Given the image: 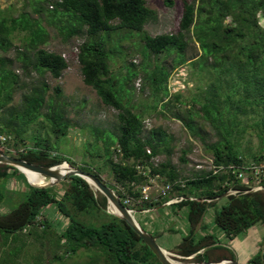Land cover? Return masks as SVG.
I'll list each match as a JSON object with an SVG mask.
<instances>
[{
    "label": "trees",
    "instance_id": "1",
    "mask_svg": "<svg viewBox=\"0 0 264 264\" xmlns=\"http://www.w3.org/2000/svg\"><path fill=\"white\" fill-rule=\"evenodd\" d=\"M164 2L173 6L172 0ZM29 6L36 17L25 10L17 16L6 15L0 8V51L7 53L13 47L15 34H22L24 42V50L17 49L14 58L0 57V137H6V146L10 141L24 145L26 139L33 143L14 152L9 147H0L2 152L40 166L66 160L104 182L99 170L86 165L84 160L78 164L57 153L56 145H52L47 137H26L40 118L56 138L66 137L73 126L65 107L58 102L62 96L61 88L56 87L55 95L48 96L50 88L45 76L59 79L68 63L61 54L41 48L50 40L45 23L53 27L64 42L83 36L77 54L83 83L96 92L105 106L118 111L117 131L90 126L93 139L85 148L91 158L100 159L109 169L115 183H104L120 198L123 190L137 196V187L150 178L156 177L160 184L182 180L171 161L172 137L162 127L146 131L143 117L131 109L129 99L124 102V88L138 73L129 70L128 79L119 83L111 76L110 61L117 51L108 46L111 36L120 31L139 34L146 56L154 58L153 64L143 68L154 109L159 104L162 112H170L194 137H199L203 130L197 119L209 124L214 131L215 141L203 142L212 156V166L219 168L264 161V24L261 23L264 0L185 1L178 32L156 36L144 31L147 23L157 19L156 11L147 7L145 0H29ZM191 42L198 45L200 54L187 58ZM160 56L172 57L171 66L157 61ZM14 60L22 65L25 76H31V73L37 76L27 84L23 83L27 89L17 105H12L20 86L19 77L11 69ZM186 64H190L191 73L201 75L205 84L198 85L197 93L187 98L180 93L170 96L168 79L171 72ZM247 129H256L260 139L259 149L253 154L245 153L243 149V135ZM162 155L164 161L154 164L153 160ZM185 155L186 152L182 162H186ZM245 156L250 157L249 161ZM17 175V169L0 164V182ZM232 179L225 170L215 174L198 171L192 179H185L184 187L174 185V194L158 203H146L140 210L184 197L174 204L177 209L174 213L185 211L188 231L173 252L182 259L192 256L190 261L195 263L234 259V253L216 237L208 233L197 236V229L203 227V215L216 208L214 225L226 238L257 224L262 226L261 248L264 190L246 192L251 187L237 182L224 185ZM61 184L60 197L53 188H36L26 183L24 189L15 191L0 185V206H9L7 212L0 213L1 247L20 240L21 243L14 244L24 248L27 243L23 237L33 236L49 239L55 261L88 251L91 252L88 264H161L126 222L107 213V199L93 186L77 176L69 177ZM229 190L239 193L223 198L224 202L215 200ZM47 204H55L60 216L68 220L63 228L54 229L45 217L41 224L36 222ZM88 212L102 213L107 219L98 225L86 223L79 215ZM149 233L156 240L158 235ZM18 254L19 251L15 257ZM6 255L0 264L13 259L10 250ZM262 260L264 263V253ZM262 260L259 250L248 264H262Z\"/></svg>",
    "mask_w": 264,
    "mask_h": 264
},
{
    "label": "rangeland",
    "instance_id": "2",
    "mask_svg": "<svg viewBox=\"0 0 264 264\" xmlns=\"http://www.w3.org/2000/svg\"><path fill=\"white\" fill-rule=\"evenodd\" d=\"M172 1L173 6L169 7L165 4L164 0H145L146 6L156 11L157 19L147 23L144 26V31L151 36L176 34L178 32L179 22L183 12V3L185 1L190 2L194 0ZM0 8L5 11L6 15L17 16L22 10H25L28 11L32 17H36L31 11L29 0H0ZM261 23L264 24V17L261 18ZM43 24L50 33V40L41 48L49 52L61 54L68 63V68L63 71L59 79H53L48 74L45 76L44 80L50 88L48 96L55 95L56 92L54 89L56 87L61 88L62 96L58 99V102L65 107L66 115L73 126H71L66 137L56 138L47 128L48 124L40 118L37 123L33 124L28 130L26 137H47L52 145H56L55 151H57V153L72 158L78 164H81L84 160L86 165H92L93 169L99 170L104 182L107 184H114L115 182L109 169L103 165L100 159L91 158L85 145L93 139L90 126H98L113 132L117 131L118 111L105 106L96 92L83 83L81 66L77 58L78 47L84 40L83 36L74 37L68 42H64L53 27H49L45 23ZM22 38V34H15L12 38L13 47L7 53L0 51V57L14 58L17 49L23 51L24 42ZM108 48L117 51L115 55L111 57L110 68L111 76L118 83L123 79H128L127 73L129 70H134L138 73L124 88V102H128L129 99L131 109L136 114L143 117L146 131L151 128L162 127L172 137L171 146L173 147V152L171 161L176 166L180 178L185 181V179H192L198 171H209L212 167V156L205 148L203 142L215 141L214 131L209 124L204 123L203 120L197 119L199 124L203 126V130L199 137H194L183 123L175 119L170 112H162L159 104L157 109H154V99L151 95L148 81L144 78L145 72L143 71V68L149 67V64H153L154 58H148L146 56L139 34L135 31L128 32L126 30L120 31L119 34H113ZM199 54L200 50L198 45L191 42L187 58L196 57ZM157 61L170 67L172 64V57L165 58L164 56H160L157 58ZM152 67L153 66L150 67V70ZM11 69L20 79V86L16 89L12 101V105H17L21 100V94L27 89L26 86H23V83L27 84L30 82L31 78L35 79L37 76L35 73H31V76H25L22 65L15 60L11 65ZM201 84H205L201 81V75L199 76L191 73L190 64H186L172 70L168 79V92L170 96L180 93L183 98H187L192 94L195 95L197 93L196 87ZM188 107L189 106H185V108ZM45 111L46 109L43 110V112ZM243 136V149L245 153H256L260 143L258 131L256 129H247ZM32 143V140L26 139L24 145L30 146ZM24 145H15L10 141L9 146H5L9 147L10 150L14 152L16 150L22 151ZM184 152H186L184 156L186 162L181 161ZM245 158L248 159V161L250 159V157L247 156H245ZM164 159V155L159 156L153 160V163H161ZM262 163H264V161H262ZM43 180L45 183L46 179L43 178ZM26 183L29 185L26 177L19 172V175L13 176L10 180H1L0 185L9 190L21 191L26 187ZM61 183L52 187L58 197H60L62 193ZM158 183L161 185L160 180H158ZM221 202H224V200L222 199ZM16 205L15 203L13 206L15 207ZM219 207L220 204L217 208ZM215 209L216 208H211L203 215L202 222L206 227L203 229L202 234L208 233L216 237L221 242L220 244L226 245L234 253L239 264H248L249 259L257 255L260 250L258 241V229L260 226L258 224L254 225L232 238H226L219 228L214 225ZM8 210L9 206H0V213H5ZM176 210L174 204H171L157 211L155 210L154 212L136 214L135 217L146 230L152 234L158 235H155L158 244L166 250H171L169 253H171V257L176 262L180 264L195 263L191 262L190 258L182 259L173 252L182 241V237L188 231L185 211H177L175 214L174 211ZM107 213L111 214V211L107 209ZM39 215L45 217L54 229L58 225V217L60 214L55 204H47L44 206ZM79 218L92 225H98L100 222L107 219L104 214L95 212L80 214ZM62 220V223L67 222L65 218H62ZM162 228L166 229H163V233H158ZM199 235L200 232L197 236ZM23 241L27 243L24 248L17 247L18 245L16 244L21 243L20 240H16V242L10 241L6 246L1 247L2 237L0 236V260L7 256L6 253L10 250L14 256L10 255L13 259H9V263L7 264H88V262L91 261V257H89L91 252L88 251H81L72 258H64V260L55 261L52 259V252L54 251H52L53 246L50 245L49 239L41 240L33 236H26L23 237ZM17 251H19V254L15 257Z\"/></svg>",
    "mask_w": 264,
    "mask_h": 264
},
{
    "label": "water",
    "instance_id": "3",
    "mask_svg": "<svg viewBox=\"0 0 264 264\" xmlns=\"http://www.w3.org/2000/svg\"><path fill=\"white\" fill-rule=\"evenodd\" d=\"M0 164L8 165L17 169L19 172L22 170H27L38 174L40 177L45 178V183L41 185H35L31 182L28 183L32 187L36 188H52L69 177L77 176L85 180L89 185L93 186L95 190L99 191L106 199H107V209L111 211V214L118 217L119 219L126 222V224L142 239L144 244L152 251L155 257L161 264H180L176 262L171 256V253L166 251L162 248L158 242L153 238V236L145 230L142 225L139 223L137 218L132 215L129 210L122 204L119 196L117 195L116 191L110 188L107 184L101 181L96 175L84 171L76 166L71 165L68 161L63 160L58 163L49 166H40L31 164L23 159L18 157L12 156L0 150ZM264 190L263 186L250 189L246 192H256ZM239 191L231 190L227 193L223 194L222 196L216 198L215 200H221L229 195H236ZM192 200V199H190ZM205 201L206 199H201ZM211 202L212 200H207ZM177 201H167L161 206L151 209L152 211L158 210L160 208H164L171 204H175ZM264 253V240L262 242L260 248V257L262 260ZM192 256L188 257L191 259ZM189 264H239L236 257L234 259H222L214 262H201V263H189ZM262 264L263 260H262Z\"/></svg>",
    "mask_w": 264,
    "mask_h": 264
},
{
    "label": "built area",
    "instance_id": "4",
    "mask_svg": "<svg viewBox=\"0 0 264 264\" xmlns=\"http://www.w3.org/2000/svg\"><path fill=\"white\" fill-rule=\"evenodd\" d=\"M6 137H0V147H4L6 145ZM219 170H225L233 176L231 182L227 181L224 185L229 186L234 182H237L241 185L250 186L251 189L260 187L264 184V163H243L240 165H229L227 167H219L215 168L211 167L209 171H212L213 174L218 172ZM174 185H179L180 187L185 186L184 180H179L175 183H166L159 185L157 178H150L147 183L140 185L137 187L138 195L133 196L129 193L123 192L122 198H120L122 204L129 210L132 215L136 214H147L150 212H154L150 209L140 210L142 205L146 203H158L159 201L169 197L174 194ZM231 191V190H229ZM195 200V198H190ZM173 201L184 200V197L171 199ZM170 201V200H169ZM176 204V203H175ZM61 218H64L61 216ZM66 219V218H65ZM67 220V219H66ZM44 221V217L38 215L36 217V222L41 224ZM68 221V220H67ZM66 225V223H65Z\"/></svg>",
    "mask_w": 264,
    "mask_h": 264
},
{
    "label": "crops",
    "instance_id": "5",
    "mask_svg": "<svg viewBox=\"0 0 264 264\" xmlns=\"http://www.w3.org/2000/svg\"><path fill=\"white\" fill-rule=\"evenodd\" d=\"M159 210V209H158ZM157 211V210H156ZM65 218V217H64ZM61 221H63L62 220V218H61V216H59L58 217V225L56 226V228L57 229H61V228H63L64 227V225H65V223H62ZM68 223V221L66 222V224ZM202 225H203V227H202V229H197V234L200 232V235H202V231L201 230H203L205 227H206V225L202 222ZM260 226V225H259ZM185 228H186V225H185ZM163 229H166V228H162V230H160L158 233H163ZM154 230H156V229H154ZM258 233H259V238H258V241H259V244H260V241L262 240V237H263V228H262V226H260V228L258 229ZM203 234H205V233H203ZM225 243V242H224ZM224 246H226V245H224ZM227 247V246H226ZM228 248V247H227ZM166 250V249H165ZM166 251H168V252H171V250H166Z\"/></svg>",
    "mask_w": 264,
    "mask_h": 264
},
{
    "label": "bare ground",
    "instance_id": "6",
    "mask_svg": "<svg viewBox=\"0 0 264 264\" xmlns=\"http://www.w3.org/2000/svg\"><path fill=\"white\" fill-rule=\"evenodd\" d=\"M24 176L27 177V179L29 180V182H31L32 184L35 185H41L44 183V180L42 177H40L38 174L31 172V171H27V170H22L21 172ZM186 264V263H185Z\"/></svg>",
    "mask_w": 264,
    "mask_h": 264
}]
</instances>
